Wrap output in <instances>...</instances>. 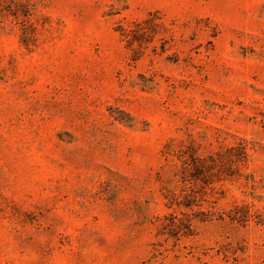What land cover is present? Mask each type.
Returning <instances> with one entry per match:
<instances>
[{"label":"rangeland","instance_id":"374dc122","mask_svg":"<svg viewBox=\"0 0 264 264\" xmlns=\"http://www.w3.org/2000/svg\"><path fill=\"white\" fill-rule=\"evenodd\" d=\"M0 264H264V0H0Z\"/></svg>","mask_w":264,"mask_h":264}]
</instances>
